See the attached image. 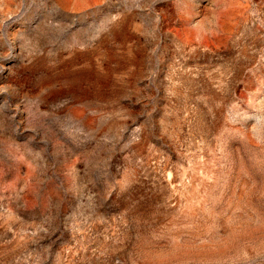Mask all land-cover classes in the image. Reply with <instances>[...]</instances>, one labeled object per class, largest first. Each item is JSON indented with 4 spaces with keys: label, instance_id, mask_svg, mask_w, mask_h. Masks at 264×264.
I'll return each mask as SVG.
<instances>
[{
    "label": "rangeland",
    "instance_id": "obj_1",
    "mask_svg": "<svg viewBox=\"0 0 264 264\" xmlns=\"http://www.w3.org/2000/svg\"><path fill=\"white\" fill-rule=\"evenodd\" d=\"M0 264H264V0H0Z\"/></svg>",
    "mask_w": 264,
    "mask_h": 264
}]
</instances>
